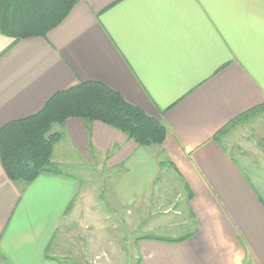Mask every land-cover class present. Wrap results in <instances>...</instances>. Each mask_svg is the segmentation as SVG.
<instances>
[{
  "label": "crops",
  "instance_id": "0c3cea01",
  "mask_svg": "<svg viewBox=\"0 0 264 264\" xmlns=\"http://www.w3.org/2000/svg\"><path fill=\"white\" fill-rule=\"evenodd\" d=\"M82 81L158 119L166 139L143 147L103 122L69 118L55 126L61 174L16 183L0 157V264H64L68 237L94 225L91 192L61 169L78 157L120 174L115 200L129 213L156 201L162 173L188 189L193 235L138 239L140 264H264V182L232 154L242 149L231 132L214 139L264 106V0H80L45 37L0 33V130Z\"/></svg>",
  "mask_w": 264,
  "mask_h": 264
},
{
  "label": "trees",
  "instance_id": "16d2710c",
  "mask_svg": "<svg viewBox=\"0 0 264 264\" xmlns=\"http://www.w3.org/2000/svg\"><path fill=\"white\" fill-rule=\"evenodd\" d=\"M80 0H0V33L15 41L45 37L57 27ZM264 111L254 108L216 133L220 138L239 121ZM69 118L100 121L119 129L140 146L162 145L166 126L121 94L100 82L82 81L54 94L44 107L27 118L11 121L0 130V157L13 182L30 183L41 174H61L53 161L54 148L62 138L55 129ZM192 195H190V198ZM193 233L173 241L189 239ZM140 239V238H139Z\"/></svg>",
  "mask_w": 264,
  "mask_h": 264
},
{
  "label": "rangeland",
  "instance_id": "374dc122",
  "mask_svg": "<svg viewBox=\"0 0 264 264\" xmlns=\"http://www.w3.org/2000/svg\"><path fill=\"white\" fill-rule=\"evenodd\" d=\"M246 120L227 131L234 138L232 142L241 144L242 149L235 146L231 151L248 176L264 182V111ZM74 161L73 165L61 169L78 177L84 189L91 192L96 209L95 222H91L94 224L91 228L76 231L68 237L67 257L61 259L64 264H93L96 255L100 256L97 262L140 264L139 238L181 237L194 231L196 221L187 203L189 191L174 173H162V177L154 182L156 201L153 204H145L139 207L140 210L129 213L130 209L116 201L115 182L120 174H114L106 164H89L88 158L78 157ZM62 239L60 233L50 254Z\"/></svg>",
  "mask_w": 264,
  "mask_h": 264
}]
</instances>
